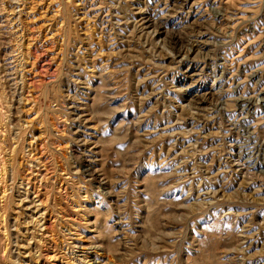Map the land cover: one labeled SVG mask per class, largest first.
<instances>
[{
	"label": "rangeland",
	"instance_id": "1",
	"mask_svg": "<svg viewBox=\"0 0 264 264\" xmlns=\"http://www.w3.org/2000/svg\"><path fill=\"white\" fill-rule=\"evenodd\" d=\"M0 79V264H264V0H0Z\"/></svg>",
	"mask_w": 264,
	"mask_h": 264
},
{
	"label": "bare ground",
	"instance_id": "2",
	"mask_svg": "<svg viewBox=\"0 0 264 264\" xmlns=\"http://www.w3.org/2000/svg\"><path fill=\"white\" fill-rule=\"evenodd\" d=\"M158 19H159V18H158ZM160 26H161V25H160ZM21 74H22V73H21ZM19 75H20V74H19ZM21 76H22V75H21ZM103 78H104V77H103ZM103 78H102V79H103ZM0 80H1V79H0ZM21 80H22V79H21ZM106 83H107V82H106ZM104 86H105V85H104ZM1 94H2V93H1ZM12 95H13V94H12ZM1 98H3V97L1 96ZM11 98H12V97H11ZM4 100H5V99H4ZM6 100H7V99H6ZM0 102H1V101H0ZM2 102H3V101H2ZM19 102H20V101H19ZM5 103H6V102L4 101V104H5ZM20 103H21V102H20ZM1 104H3V103H1ZM1 104H0V106H1ZM4 104H3V106H4ZM17 104H18V103H17ZM15 107H16V106H15ZM92 113H93V112H92ZM7 115H8V114H7ZM0 116H1V115H0ZM0 118H1V117H0ZM3 118H5V116H4ZM3 118H1V119H3ZM5 120H6V118H5ZM8 120H10V119H7V121H8ZM2 122H3V121H2ZM8 122H9V121H8ZM0 124H1V123H0ZM4 124H5V123H4ZM12 124H13V123H12ZM1 125H3V123H2ZM1 125H0V126H1ZM7 125H8V124H7ZM21 125H23V124H21ZM3 128H4V127H3ZM5 128H6V126H5ZM1 129H2V127H1ZM1 129H0V130H1ZM17 129H18V127H17ZM4 130H5V129H4ZM7 131L9 132V130H7ZM11 131H12V130H11ZM13 131H14V130H13ZM21 131H22V129H21ZM14 132H15V131H14ZM18 132H19V131H18ZM6 133H7V132H6ZM1 134H2V135H1ZM10 134H11V133H10ZM0 135L2 136L1 138L3 139V136H4V135H3V133H1V131H0ZM8 135H9V134H8ZM20 135H21V134H20ZM5 136H6V135H5ZM11 136H12V135H11ZM14 136H15V135H14ZM21 136H22V135H21ZM9 137H10V136H9ZM12 137H13V136H12ZM16 137H17V136H16ZM21 138H22V137H21ZM6 139H9V138L7 137ZM12 139H13V138H12ZM14 139H15V138H14ZM17 139H18V137H17ZM0 140H1V139H0ZM1 141H2V140H1ZM8 141H9V140H8ZM19 141H20V140H19ZM3 142H4V141H3ZM7 143H8V142H6V144H7ZM11 143H12V142H11ZM13 143H14V142H13ZM15 143H16V142H15ZM6 144L3 143V145H6ZM17 144H19V142H18ZM22 144H23V143H22ZM22 144H20V145H22ZM8 145H9V144H8ZM11 145L14 146V144H11ZM1 146H2V145H1V143H0V155H1L2 153H3V154L7 153L6 151H9V150L4 151V149H3L4 146H3L2 148H1ZM13 146H12V147H13ZM18 146H19V145H18ZM22 146H23V145H22ZM12 147H11V148H12ZM38 147H39V146H38ZM4 148H6V147H4ZM17 148H18V147H17ZM7 149H10V147H7ZM11 150L13 151V149H11ZM21 150H22V149H21ZM21 150H20V151H21ZM3 151H4L5 153H4ZM12 151H11V152H12ZM22 151H23V150H22ZM22 151H21V152H22ZM17 152H18V150H17ZM11 154H12V153H11ZM15 154H17V153H15ZM22 154H23V153H22ZM8 155H9V154H8ZM13 155H14V154H13ZM13 155H12V156H9L8 158H4V159H3L4 156H2V159H3V160H2L1 157H0V160L3 161V162H0V163H3L2 165L0 164V165H1V168H0V169L3 171V172H0V177H1V178H2L1 173H2V175H3V173H4V174L6 173V175H7V171L5 172V169H4L6 165H8V167H10V169L12 170V173H11V174H14V172H15V168H16L15 166H16V164H18V163H17V160H18V159L15 160V158H19V156H18V157H14L15 155H14V156H13ZM19 155H20V154H19ZM16 156H17V155H16ZM5 157H6V156H5ZM21 157H22V155H21ZM21 157H20V158H21ZM22 158H23V157H22ZM5 159H6V160H5ZM4 160H5V161H4ZM19 160H20V159H19ZM20 164H22V163H20ZM81 164H82V163H81ZM3 165H4V167H3ZM17 166H18V165H17ZM84 166H85V165H84ZM18 167H19V166H18ZM6 169H8V168H6ZM17 170H19V168H18ZM20 171H21V170H20ZM9 172H10V171H9ZM9 172H8V174H9ZM16 175H17V176H16ZM16 175H15V176L18 177L19 173L17 172ZM7 176H8V175H7ZM10 176H13V175H10ZM3 178H5V180H6L7 177H3ZM12 178H13V177H12ZM19 178H20V176H19ZM8 179H9V178H8ZM2 180H3V179H2ZM10 180H11V179H10ZM11 181H12V180H11ZM0 182H1V181H0ZM2 183H3V182H2ZM0 184H1V183H0ZM1 185H2V184H1ZM1 185H0V186H1ZM3 185H4V184H3ZM6 185H7V184H6ZM6 185H5V187H6ZM11 185H12V184H11ZM13 185H14V184H13ZM14 186H15V185H14ZM14 186H13V189H14ZM1 187H3V186H1ZM3 188H4V187H3ZM1 189H2V188H1ZM13 189H12V191H13ZM7 190H8V189H7ZM3 193H4V192H3ZM3 193H2V194H3ZM5 193H6V192H5ZM10 193H11V192H10ZM2 194H1V195H2ZM7 194H8V193H6V195H7ZM12 194H13V192H12ZM10 195H11V194H10ZM7 196H8V195H7ZM10 197H12V195H11ZM0 198H2V197H0ZM4 198H5V197H4ZM8 198H9V197L6 198L4 204L2 205V209H3L2 211H3V214H4V213H8V212H5V211L11 207V206H9V208H7V202H8V204H10V203H9L10 201H8ZM12 198H13V197H12ZM0 200H1V199H0ZM3 201H4V200H3ZM2 203H3V202H2ZM2 203H0V204H2ZM41 204H42V203H41ZM12 205H13V203H12ZM47 206H48V204H47ZM48 207H49V206H48ZM12 208H13V207H12ZM45 208H46V207H45ZM98 208H99V207H98ZM0 209H1V208H0ZM10 209H11V208H10ZM13 209H14V208H13ZM2 211H1V212H2ZM11 211H12V209H11ZM100 211H101V210H100ZM9 212H10V211H9ZM1 214H2V213H1ZM1 214H0V215H1ZM9 214H10V213H9ZM2 216H3V215H2ZM7 216H8V215H7ZM4 217H5V215H4L1 219H3ZM4 219H5V218H4ZM2 221H3V220H2ZM2 221H1V222H2ZM95 222H96V221H95ZM95 222H93V223H95ZM2 224H3V223H2ZM3 225H5V227H6L5 220H4V224H3ZM95 225H96V224H95ZM2 227H3V226H2ZM5 227H4V228H5ZM95 228H96V227H95ZM5 229H7V227H6ZM6 231H7V230H6ZM95 232H96V231H95ZM1 234H2V233H1ZM96 235H97L96 237H98V238H96V239L100 240V242H101V244H102L103 247L110 248V246H111V244H110V238H109V234H108L107 232H103L102 230L99 229V230H97ZM7 236H8V235H7ZM3 237L5 238L4 235H3ZM1 238H2V237H1ZM1 238H0V239H1ZM5 239H7V238H5ZM15 239H17V238H15ZM1 240H2V239H1ZM8 240H9V239H8ZM17 240H18V239H17ZM4 241H5V240H4ZM2 242H3V241H2ZM8 242H9V241H8ZM8 242H7V243H8ZM5 243H6V241H5ZM7 243H6V245H3V247H4V246H7V245H8ZM17 244H18V243H17ZM17 246H18V245H17ZM20 246H21V245H20ZM36 246H37V245H36ZM8 247H9V246H8ZM1 248H2V247H1ZM1 248H0V249H1ZM19 248H20V247H19ZM4 249H5V248H4ZM29 249H30V248H29ZM18 250H19V249H18ZM106 250H107V249H106ZM1 251H3V250H1ZM29 252H30V251H29ZM18 253H19V252H18ZM0 254H3V253H0ZM2 256H3V255H2ZM2 256L0 255V258H2ZM8 256H9V255H8ZM37 256H38V255H37ZM1 261H2V260H1ZM1 263H3V262H1ZM31 263H32V262H31ZM4 264H5V262H4Z\"/></svg>",
	"mask_w": 264,
	"mask_h": 264
}]
</instances>
